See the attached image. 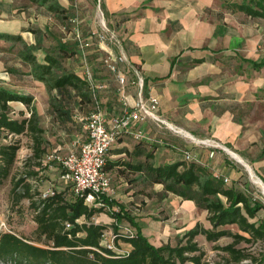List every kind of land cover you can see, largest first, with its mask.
<instances>
[{"label":"crops","instance_id":"1","mask_svg":"<svg viewBox=\"0 0 264 264\" xmlns=\"http://www.w3.org/2000/svg\"><path fill=\"white\" fill-rule=\"evenodd\" d=\"M94 1L28 0L31 16L25 17L24 0H0V34L4 35L0 41L14 39L9 35L22 36L25 23L39 22L42 7L50 9L57 3L66 9L78 3L80 6L87 3L92 7ZM233 2L241 1L102 0L108 14V25L122 41L121 47L115 46V51L112 46V51L126 53L128 64H122V67H126L130 76L133 72L129 64L139 69L145 78L144 94L157 96L162 115L181 129L175 131L151 119L142 121L138 127L144 131L145 137L138 140L140 147L134 145L130 148L131 154L139 149L143 154L152 152L155 165L185 160L183 150L189 148L183 131H188L198 142L206 138L217 142L213 146L196 142L191 150L193 160L208 167L214 174L235 178L233 175L238 166L233 164V156L229 152L232 150L264 180V110L260 107L264 104V96L259 95V91H264V81L247 80V75L241 71L233 78L229 62L234 55L259 70L264 65L254 67L246 59L264 60L248 56L247 46L252 40L249 38L248 17L251 16L233 8ZM251 18L264 20L263 17ZM28 43L35 49L33 36ZM3 53L0 49V68L6 65ZM47 54L42 59H38L37 55L36 60L48 63ZM21 55L29 57L27 53L22 52ZM26 94L34 96V92ZM127 95L132 104L138 96V87L129 85ZM120 101L121 96L111 102L113 114L108 118L121 114L118 112L122 109L126 110ZM21 109L24 110V107ZM129 135L119 138L116 144L126 143L125 137ZM127 150L122 147L119 154ZM240 180L234 183L244 184ZM169 199L171 208L177 207L175 215L169 211L168 216L159 222H149L145 217L136 216L140 230L154 244L162 245L164 241L175 245V239H181L198 222L206 228L212 227L207 210L199 207L194 200L183 199L171 192ZM250 220L264 221V209H260ZM228 227L240 231L236 224ZM195 239L199 244L201 239L210 242L204 234L197 235Z\"/></svg>","mask_w":264,"mask_h":264},{"label":"trees","instance_id":"2","mask_svg":"<svg viewBox=\"0 0 264 264\" xmlns=\"http://www.w3.org/2000/svg\"><path fill=\"white\" fill-rule=\"evenodd\" d=\"M232 7L242 10L251 17L264 18V0H243L231 3ZM101 6L104 8L103 3ZM107 17L108 14L104 10ZM0 37L4 35L0 34ZM8 37L22 40V36L9 35ZM67 46L60 45L56 54H47L48 63H40L36 58L30 57L34 64L33 73L36 78L46 80L54 73V68L61 67V58L68 52ZM74 51V50H72ZM254 67H262L263 61L246 59ZM52 86L59 91L67 90L78 95L76 103L91 101L93 91L85 77L75 71H65L54 79ZM145 87V84H144ZM32 94L20 93L7 88H0V136L9 134H29L33 139L34 165L43 164L46 152L45 129L39 124L40 116L33 106ZM21 101L30 109V116L14 118L9 115L10 102ZM53 113L62 122L73 119L70 106L67 104L51 103ZM140 142V141H139ZM141 143L136 146L140 147ZM19 145L17 142H0V186L10 176L12 167L17 158ZM113 148V147H112ZM110 151V150H109ZM108 151V153H109ZM121 151H118V153ZM133 160L128 163L135 172H147L153 183H160L167 192L174 193L183 199H191L207 210L211 228H206L198 222L186 231L185 238L175 245L165 243L155 245L140 230L134 218L121 206V212H113L117 221L128 220L134 225V236H123L129 252L118 254L104 248L101 244L103 232L107 229L104 223L96 222L94 217L104 211L106 205H114V200L106 194L101 195L103 205L89 206L83 198H68L64 191L55 190L54 194L43 197L41 192L34 188L31 179L38 177L35 169L25 170L19 177L13 178L12 195L15 202L29 199L34 209V221L38 243L10 232L0 229V264H207L205 252L196 240V236L204 234L210 242L222 237H232V241L218 246L231 253L237 262L250 259L246 264H264V248L260 257L245 252L239 243H263L264 221H251L264 204L248 191L244 184L226 186L224 177L214 174L208 167L196 160H180L163 165H155L154 154H143L142 150L129 153ZM142 155V158H139ZM143 159V160H142ZM28 166H31L29 164ZM244 185V186H243ZM245 187V188H244ZM81 219V220H77ZM128 222V223H129ZM67 223L71 224L67 227ZM236 224L240 231L228 227ZM117 224L114 228H117ZM43 242V244H42ZM103 252H101V251Z\"/></svg>","mask_w":264,"mask_h":264},{"label":"rangeland","instance_id":"3","mask_svg":"<svg viewBox=\"0 0 264 264\" xmlns=\"http://www.w3.org/2000/svg\"><path fill=\"white\" fill-rule=\"evenodd\" d=\"M74 1L75 0H73V2ZM24 2V4H26L25 17H30L31 10L29 7H31V3L28 2V0H24ZM79 4L80 3L77 5L73 4L69 9L63 8L59 3H57L55 7H50V9L48 7H42L39 12V22L30 24L25 23V25L22 26V36L24 37L22 40L5 39L0 41V49L4 51L2 58L6 63L5 68H0V88H7L25 93L34 92L35 98L33 106L40 116L39 124L45 129L44 137L46 140V152L43 156V164L38 167L34 165L35 161L31 159L34 153V142L29 134H9L8 137L1 134L0 142L15 141L19 145V148L11 174L0 186V229L13 232L35 243L38 242L35 239L37 224L33 218L34 209L30 206V200L27 198L22 199L20 202L14 201L12 195L13 178L19 177L25 170H38L39 176L31 179V181L34 184V188H37V190L41 192V196H43L45 192L60 190L64 191L68 198H71L73 193L70 190L69 184L61 178V171L58 163L47 159V156L55 150L65 153L71 148H74L75 141L86 139V132L80 117L87 116L95 110V96L100 102L101 108L109 114L107 116L113 114L110 106L111 102L117 100V98L121 96L115 76L107 69L103 62L107 52L104 49H99L94 36L95 32L100 31L104 27L103 19H105L108 24V19L104 14V10L101 5H99V0H95L92 3V7L87 5V3H84L83 6ZM72 18H77L76 22L80 28L82 39L92 40L90 44L84 48L81 47L79 40L76 38ZM248 32L250 35L249 38L252 39L249 40L247 46L248 56L264 60V20L261 18L248 17ZM32 36L36 41L35 49L28 45V41L30 42ZM92 36H94V38ZM60 45H65L69 48L65 58L62 59L61 67H55L54 73L47 76L46 80L36 78L33 73L34 64L31 62L30 56L36 58L38 55V59H42L45 53L50 54L51 52L58 51ZM113 49L115 51L117 50L115 46ZM22 52L24 54H29V57L21 55ZM229 62L232 66L233 78L241 71L244 75H247V80L264 81V67L256 70L247 62L235 58L234 55H232ZM87 67L92 74L94 79L93 86L95 87V94L92 95L93 99L91 101L84 100L82 103L78 104L76 103V99H78L76 98V96H78L77 94H70V91L67 90L59 91L52 86L54 79L65 71H76L83 77H86ZM259 95L264 96V91H259ZM52 102L70 106L69 108L71 109L73 119L68 120L66 123H62L53 113ZM21 107H24V110H22ZM260 107L264 110V104ZM125 108L126 106L124 105V109ZM123 112H125V110L123 111L122 109L118 113ZM9 115L14 118L28 117L30 116V109L21 101H11ZM125 138L126 143L121 142L110 149L106 165V170L111 177L110 197L113 198L116 203L112 206L106 205L104 211L101 212L102 214L100 213L94 218L95 221L98 220V222L107 225V229L113 228L117 222H119V224L123 221H125V223L129 222L128 220L117 221L116 217H113V212H121V206L124 208V211L128 212L134 218V221L137 222L138 225V221L135 220L136 216L145 217L149 222H159V220H164L165 217L168 216L169 211L172 215H175L176 211H178L177 207L173 206V208H171V200L169 199L170 192H167L162 184L151 182L147 172L133 171V168L128 163H132V161L135 162V160H133L132 156L129 154V150L137 144L138 140L132 135ZM184 138L192 158L193 154L191 150L194 148L195 144L198 143L205 146L214 144L213 141L198 142L196 139H192L185 135V133ZM122 147L128 150L126 153L119 154L118 151ZM232 158L234 162L232 163L238 166L237 171L233 175L235 178L226 175L229 177V180L224 182L225 185H231L238 179H242L246 181L245 187L248 188V191L264 204L262 187L252 181L247 168L242 163L236 158ZM191 160L193 159H188L187 161ZM29 164H31V166H28ZM262 181L264 182L263 179ZM184 237L185 234L181 239L176 238L173 244L182 241ZM231 241L232 237L227 236L214 242H207L201 239L200 245L205 252L204 256L206 263L246 264L250 262V259L237 262L232 258L231 253L218 247ZM162 243L165 244L164 241H162ZM125 246L126 242L123 239L119 240V247ZM238 247H244L245 252L260 257L264 244L258 242H242L238 244Z\"/></svg>","mask_w":264,"mask_h":264},{"label":"built area","instance_id":"4","mask_svg":"<svg viewBox=\"0 0 264 264\" xmlns=\"http://www.w3.org/2000/svg\"><path fill=\"white\" fill-rule=\"evenodd\" d=\"M101 3L102 0H99V5ZM76 19L72 18L74 32L81 47L84 48L92 40L82 39ZM103 25L104 27L100 31L95 32L94 36L99 48L107 51L103 62L107 69L116 77L119 84L121 101L126 106V110L121 114L108 118L106 111L101 108L100 102L95 96V110L87 116L80 117L86 132V139L75 141L74 148H71L65 153L55 150L47 156V159L58 163L61 178L69 184L73 195L83 198L89 206L103 205L101 200L102 194L110 196L111 177L106 170L108 151L118 142L119 138L129 133L137 140L143 139L145 133L138 127V123L149 119L167 128L181 131V129L177 128L162 115L159 98L144 94L145 78L139 69L129 64L133 72V75L130 76L126 67H122V64H128L126 53L122 51L120 53H114L111 49L112 46L121 47L122 41L117 32L108 26L105 19H103ZM94 36L92 37L94 38ZM86 73L85 78L89 82L93 94H95V87L93 86L94 79L88 67ZM129 85H136L138 87V96L132 104L129 103L127 95ZM210 141L214 142L211 145L217 144L211 138L202 140V142ZM183 152L186 160L193 159L189 150H183ZM228 180V177H224L225 182ZM52 194H54V191L45 192L43 196L46 197ZM70 226L71 224L67 223V227ZM117 226V228H109L103 232L101 244L104 248L118 254H126L129 252V248L119 247V240L123 236H134L136 229L130 223L125 222L121 224L117 222Z\"/></svg>","mask_w":264,"mask_h":264},{"label":"bare ground","instance_id":"5","mask_svg":"<svg viewBox=\"0 0 264 264\" xmlns=\"http://www.w3.org/2000/svg\"><path fill=\"white\" fill-rule=\"evenodd\" d=\"M183 131V130H182ZM185 133V135L189 136L190 138L192 139H196L190 132L188 131H183ZM230 154L236 158L238 161H240L242 164H244V166L247 168L248 172H249V175L251 176V179L254 183L260 185L264 191V182L261 180V178L254 172V170L252 169V167L247 164L246 162H244L242 160V158L237 154L235 153L234 151L232 150H229Z\"/></svg>","mask_w":264,"mask_h":264}]
</instances>
